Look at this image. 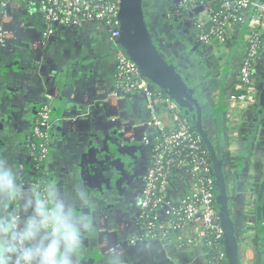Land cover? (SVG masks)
<instances>
[{"label":"crops","instance_id":"0c3cea01","mask_svg":"<svg viewBox=\"0 0 264 264\" xmlns=\"http://www.w3.org/2000/svg\"><path fill=\"white\" fill-rule=\"evenodd\" d=\"M178 1L142 0L147 29L171 68L173 79L178 78L179 94L189 88L180 80L179 74L183 73L192 82L190 89L195 91L203 115L214 114L220 124L217 127L222 128L230 121V117L227 119L226 90L231 85L228 74L234 56H225L227 65L220 66L217 71L220 59L208 55L200 45L194 19L188 15L187 20V14L178 10ZM0 27L7 35V46L0 37V159L13 167L24 193L23 198L14 201L0 198V215L12 212L21 217L29 215L27 201L32 196L41 197L33 188L22 186L20 163L28 165V174L36 173L28 164L31 160L28 158L27 135L39 108L49 104L51 138L46 163L49 172L46 176L47 193L51 188L76 217L88 216L93 224L91 229L83 232L87 244H82L79 264H112L113 251L119 254V264H201L203 247L180 238L178 233L166 242L140 236L144 228L136 221L137 203L143 175L151 159L150 146L142 145L133 170V183L125 190L117 188L115 194L97 193L96 185L91 186L84 180L82 166L88 160L93 157L101 160L106 150L110 152L121 146L114 135L123 123L143 121L149 116L148 103L143 95L126 93L122 101L113 96L117 89L119 64L107 30L98 24L62 26L45 37L43 16L24 0L11 8L9 15L0 17ZM213 85H216L215 92ZM207 90L212 91L210 97L205 94ZM213 95L218 97L213 99L212 107ZM260 106L257 109L247 106L234 115L232 123L236 129L231 132L234 138L239 137L236 131L239 130L245 141L249 140L246 136L252 134L256 126L258 128L255 117L264 114V110L261 111L263 106ZM158 108L165 126H170L169 112ZM111 116L116 117L114 121ZM246 144L236 146L234 143L231 149L241 156L247 150ZM244 157L246 163L251 154L246 152ZM243 168L241 171L252 169ZM238 176L235 190L241 183L240 172ZM251 207L257 211L258 201L239 207L245 212L238 210L236 214L233 198L230 199L232 218H239L240 226L242 222L244 227L248 225V219L256 224L254 232L250 228L243 232L237 228V234L243 233L252 243L248 247H237V264H243V258L264 264L263 251L259 248L264 225L261 232L257 212L255 217ZM133 238L136 241L133 242ZM118 243L121 246L115 250Z\"/></svg>","mask_w":264,"mask_h":264},{"label":"built area","instance_id":"2783aa9c","mask_svg":"<svg viewBox=\"0 0 264 264\" xmlns=\"http://www.w3.org/2000/svg\"><path fill=\"white\" fill-rule=\"evenodd\" d=\"M21 1L23 0H0V17L9 15V10L18 6ZM24 1L43 16L45 37L62 26L98 24L104 27L119 64L117 89L113 96L122 101L126 93L141 94L148 103L149 116L146 120L125 122L114 135L121 146L138 142L141 149L143 144L151 147V159L143 175L137 203L136 221L144 228L140 236L166 242L178 233L180 238L203 247L201 264H228L226 230L217 208L214 165L205 142L208 145L207 139L209 140L220 161L229 200H232L230 187L237 181L233 176L237 178L240 172L241 183L237 185L236 198L244 199L249 205L255 204L264 181V114L257 115V118L254 114L258 128L256 126V130L246 136L249 140L245 141V136L242 137L239 130H236L238 138H234L231 132L236 129L232 119L238 111L247 106H255L257 109L261 105L264 90V0H179L177 3L180 12L194 19L195 33L200 45L208 55L220 59L217 71L227 63L225 56H234L228 74L231 85L226 90L227 119L230 117V121L219 128V122L213 118L207 131L204 127L212 115L204 116L202 127H199L198 121L191 114L179 110L170 97L164 96L162 91L153 86L127 51L121 41L122 0ZM19 24L23 25V22L19 21ZM0 37L7 46V35L1 27ZM205 94L210 97V90ZM215 96L217 95L211 96L212 107L213 99H217ZM158 106L169 112L170 126H165ZM262 108L261 111L264 106ZM50 113L49 104L41 106L27 135L28 158L34 162L35 170H38L32 176L33 184L29 185L26 181L28 165L20 163L22 186L33 188L41 197L47 196L46 176L49 172L46 163L50 155ZM115 118L111 116L113 121ZM243 142H247L246 152L253 158L250 167L244 162L246 152L240 158V166L237 161L234 165L228 162L229 156L239 158L231 149L233 144L242 146L245 145ZM243 167L252 169L241 171ZM251 208L255 215L257 211ZM232 221L236 228L237 247L250 246V238L243 233L237 234V228H241L242 232L245 228H250L254 232L255 222L248 219V225L245 224L244 227L242 221L241 226L239 225V218L233 217ZM132 241H136V238ZM206 245L216 248L214 257L209 256ZM120 246L118 243L115 250ZM242 262L256 264L255 259L250 261L243 258Z\"/></svg>","mask_w":264,"mask_h":264},{"label":"clouds","instance_id":"9594fccd","mask_svg":"<svg viewBox=\"0 0 264 264\" xmlns=\"http://www.w3.org/2000/svg\"><path fill=\"white\" fill-rule=\"evenodd\" d=\"M23 197L13 167L0 159V198ZM27 204L29 215H0V264H79L81 234L93 227L92 219L76 217L51 188ZM113 258L112 264H119V254L113 251Z\"/></svg>","mask_w":264,"mask_h":264},{"label":"water","instance_id":"95a60500","mask_svg":"<svg viewBox=\"0 0 264 264\" xmlns=\"http://www.w3.org/2000/svg\"><path fill=\"white\" fill-rule=\"evenodd\" d=\"M121 29V41L124 43L133 60L140 67L143 75L152 80L175 104L185 109L180 102L182 95L179 97L177 96L179 95V89H177L179 87L177 83L178 78L173 79L171 68L166 64L164 57L153 43L147 29L143 17L142 0H122ZM187 89L184 96H189V98L192 99L190 94H195V91H191L190 88ZM263 105L264 96L261 97V107ZM197 107L198 117H196V120L198 121L199 127H202L204 120L203 107L199 102H197ZM185 112L186 114L190 113L188 109L185 110ZM207 142L210 150L216 155L208 139ZM105 153L106 155L103 159L97 160L93 157L91 160L87 161L86 165L82 166L85 176L84 180L91 186L95 184V187L98 189L97 193H104L106 191L115 194L117 188L119 190H125L133 183V170L141 154V144L136 142L131 146H120L110 152L106 150ZM214 169H216V167H214ZM217 169L222 168L217 167ZM223 179L226 186L225 177H223ZM216 183L217 179L215 178V184ZM263 194L264 181L259 189L257 207L258 225L260 226L261 232L263 231ZM226 195H228L227 192ZM220 199L221 197L218 196V201H220ZM228 209L231 214L230 205ZM83 232L81 234V239L83 243L87 244L86 233Z\"/></svg>","mask_w":264,"mask_h":264},{"label":"trees","instance_id":"16d2710c","mask_svg":"<svg viewBox=\"0 0 264 264\" xmlns=\"http://www.w3.org/2000/svg\"><path fill=\"white\" fill-rule=\"evenodd\" d=\"M179 77H180V80L186 86H188L190 88V85L192 82L187 77V75L180 73ZM187 90L188 89L186 88L182 91V93L177 95L178 97L182 95L180 102L185 107V109H182L180 106H178L176 104L177 108L179 110L183 111L185 114H186L185 110L188 109V111L190 112L189 114L193 115L194 119H197L196 118V117H198L197 102H199V101L196 98L197 96H195L194 94L193 95L190 94L192 99H190L189 96L185 97L184 93H186ZM163 95L168 97L165 93H163ZM205 146L208 147L207 149H209L208 151L210 152L211 161H212L214 167H216V169L213 170L214 176L217 179V183L215 184V190H216L217 196L221 197L220 201H218L217 208L219 210L221 223L224 225L225 230H226V242H227L228 253H229V263L228 264H237V255H236L237 245H236V240H235V226L233 224L230 211L228 209L229 205H230V200H229L228 195H226L227 191H226V186H225V182L223 179L224 174H223L222 169H217V167L221 168L220 161L217 158V156L210 150V148L206 142H205ZM236 161L240 163L241 159L236 158V157H231V156L228 157V162H230L232 165H234ZM28 164H29V166L32 165V169H33L32 171H35V172L38 171V170H35V168L33 167L34 162L31 161ZM33 174H34V172H31V174L26 175V181H27V183H29V185L33 184V179H32ZM259 240H260L259 248L262 249L263 255H264V233L263 232L260 234ZM206 250L208 251V254L210 257L211 256L214 257L216 255V248L214 246L206 245Z\"/></svg>","mask_w":264,"mask_h":264},{"label":"rangeland","instance_id":"374dc122","mask_svg":"<svg viewBox=\"0 0 264 264\" xmlns=\"http://www.w3.org/2000/svg\"><path fill=\"white\" fill-rule=\"evenodd\" d=\"M186 18H187V20L189 19V17H188V15H186ZM219 85V84H218ZM216 85H213L212 86V88H213V92H215V89H214V87H215ZM156 88V87H155ZM218 89L220 88V85L217 87ZM210 92H212V91H210ZM217 97H218V95H217ZM214 118V114L210 117V119H208L207 120V123H206V125H205V130L207 131V130H209V124H210V122L212 121V119ZM244 153V152H243ZM243 153H241V156H242V154ZM241 156H239V158H241ZM252 163H253V158L251 157V158H247V161H246V164H247V166L248 167H250L251 165H252ZM236 164V163H235ZM238 164V166H240L241 165V163H237ZM228 176H230L229 174H227ZM229 178V180H230V177H228ZM233 178L234 179H236V177H234L233 176ZM230 184H231V182H230ZM232 187V189H231V195H232V198H233V202H234V206L236 207L235 209L237 210L236 211V214L239 212L238 210H240L241 208H242V206H246V204H248V203H246L245 202V200H239L238 201V199L239 198H236V194H237V192L236 191H238V186H237V188H236V190H235V187H234V185H232L231 186ZM234 189V190H233ZM241 196V193L239 194V197ZM239 207H241V208H239ZM239 208V209H238ZM241 211V210H240ZM242 212V211H241ZM245 211H243L242 213H244Z\"/></svg>","mask_w":264,"mask_h":264}]
</instances>
